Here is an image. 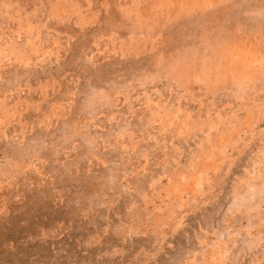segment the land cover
Returning <instances> with one entry per match:
<instances>
[{
    "label": "rangeland",
    "instance_id": "rangeland-1",
    "mask_svg": "<svg viewBox=\"0 0 264 264\" xmlns=\"http://www.w3.org/2000/svg\"><path fill=\"white\" fill-rule=\"evenodd\" d=\"M0 264H264V0H0Z\"/></svg>",
    "mask_w": 264,
    "mask_h": 264
}]
</instances>
